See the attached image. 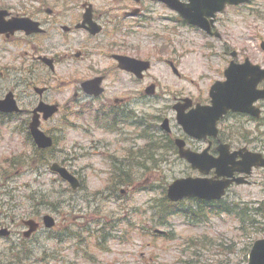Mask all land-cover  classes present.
Returning a JSON list of instances; mask_svg holds the SVG:
<instances>
[{
	"label": "rangeland",
	"instance_id": "obj_1",
	"mask_svg": "<svg viewBox=\"0 0 264 264\" xmlns=\"http://www.w3.org/2000/svg\"><path fill=\"white\" fill-rule=\"evenodd\" d=\"M85 1L96 5L108 0ZM7 2L24 9L25 4L40 0H0ZM167 14V10L156 6L146 9V18L123 24L121 29L118 25L114 28L113 23L108 27L115 37L126 38L121 45H128L130 54L151 61L140 84L114 72L106 54L112 49L108 48L112 40L99 49L101 55H96L103 64L97 69L108 74L107 96L116 79L122 85L128 84L134 95L151 82L156 86L153 96L141 103L140 99L133 100L134 112L143 126H124L119 133L114 132L115 126L108 128L109 122L95 108L81 117L65 107L77 81L91 74V69L81 71L79 61L69 64L70 59H66L50 73L32 58L40 53V40L20 35L13 40L16 44L0 40V95L10 89L18 91L21 107L30 110L39 101L33 87L47 86L44 100L61 104L56 114L41 122V128L55 139L43 165L28 164L32 152L26 132L30 115L27 114V122L24 114L22 118L0 123V227L7 226L12 232L9 237H0V264L9 255L11 245L23 244L31 250L20 264L247 263L254 241L264 237V169L253 171L249 184L235 185L229 190L224 206L230 207V212L199 213L197 201L185 198L176 202L180 204L179 212L163 219L158 210L166 198L172 201L166 193L168 185L176 178L195 176L197 171L159 138L165 132L150 127H159L162 119L168 117L172 134H179L172 109L175 98L207 99L211 83L222 77L229 61L224 50H236L241 56L260 54L264 0H253L252 6L227 8L220 13L221 38L205 35L182 21H169ZM53 43L55 49L64 47L61 39ZM1 47L12 51L4 52ZM72 47L77 49L78 45ZM166 60L174 62L179 76ZM27 70L32 71L31 76ZM28 78L32 84L16 87L17 81ZM247 133L246 130L244 135ZM242 141L264 146V133ZM17 155L24 156L27 164L23 160L11 168L9 161ZM52 161L75 173L82 181L81 187L72 190L53 173L48 167ZM119 168L125 172L118 173ZM112 174L116 175V184L110 182ZM245 207L251 222L247 221L244 228L237 217L245 215ZM45 214L54 220L50 229L43 223ZM24 218L39 223L30 238H24L21 232ZM102 225L104 236L95 231Z\"/></svg>",
	"mask_w": 264,
	"mask_h": 264
},
{
	"label": "flooded vegetation",
	"instance_id": "obj_2",
	"mask_svg": "<svg viewBox=\"0 0 264 264\" xmlns=\"http://www.w3.org/2000/svg\"><path fill=\"white\" fill-rule=\"evenodd\" d=\"M44 1L46 3H44ZM76 1L77 2H74V0H40L39 3H31V5L25 4L24 6L26 7L24 9H18L20 6L19 4L16 5V3H0V10L6 12L3 17L5 20L13 17H28L37 22L36 28L39 29L32 32L16 30L14 34L9 36L0 34V40L15 43L14 41H16L17 35L40 40V53L35 54L36 48H34L33 54L35 55H32V58L36 63H39L41 67L47 68L50 73L55 71V65H61L66 59H70L68 62L69 64H76V62L79 61V69L81 71L91 69V74L87 75L84 79L77 81V86L73 89L71 100H67L65 107L68 110H77L84 116L88 112L87 109L95 104V112H97L101 118L106 120V122H114L117 124L119 129H116L114 132H122V127L128 126V122L131 120L134 99L131 97L132 95L129 88H127L128 84L122 85L118 79L114 80L113 84H110L112 87L109 92L111 91L112 93L108 94V96L106 95L107 89L105 87V80L107 79L108 74L102 71V69H97V67H103V64L100 63V59L96 55H101L102 53L99 49L108 46V42L112 40L111 45L109 44L108 46L109 49L110 46L112 49L109 52H106V54L107 58L112 62L111 65L113 66L114 72L118 75H124L125 77L132 79V73L120 68L119 62L117 61V56H133V54H130L128 51V45H121L126 38L115 37L108 27L113 23L114 28L116 27L115 25H118L117 28L121 29L123 24L127 26L129 23H133L134 18H141L142 16L146 18V9H153L156 6L161 10H167L169 12L172 10L164 3L152 0H140L138 2H135L134 0H108L107 2L95 3L96 5H93L91 2H84V0L81 2H79V0ZM134 2L135 6L133 5ZM250 2L253 3V0ZM249 5L252 6V4ZM242 6H244V4L236 6L231 5L227 6L226 9H238ZM167 20L176 22L180 21V18L178 14L173 12L171 15H168ZM222 23L223 22L218 14L214 18L213 30H218L221 34L222 29L220 27L222 26ZM93 31H96V33ZM60 39L63 40L62 45L64 47L60 50L55 49L53 41L60 42ZM262 40L264 39H261V41ZM117 42H120V44ZM69 43L71 46L68 45ZM72 44H77L78 48L74 49ZM1 49L4 52L12 51L6 47H1ZM259 53L260 54L257 57H254L252 53H247L241 56L237 51L232 53L231 51L228 52L224 50L223 54L229 56V61L225 67L228 66L231 61L236 64H242L248 60L250 65H258L263 69L264 50ZM50 59L52 60L54 69H50L45 63ZM14 70H16V68H14ZM28 72L30 73L32 71L29 70ZM29 73L28 75L31 76L32 74ZM71 75L73 76V74ZM98 76L102 78L101 84L103 85L104 90L99 96L94 97L82 90L81 83ZM28 79V81H17L16 87L20 84H24L25 87L32 84L30 78ZM253 79L254 74H248L247 80L252 81ZM253 81L255 82L256 89L264 90V77L254 79ZM42 87H45V89L41 94L37 93L39 95L38 102H47L43 98L47 86ZM34 88L35 86L33 89ZM10 90L14 92L16 101L21 107L18 100V91ZM138 93V96H141L140 102H142V99L146 98V96L143 92ZM2 97L3 96L0 95V98ZM205 102H210V98L209 101ZM56 103L60 109L61 104L58 102ZM254 104L258 107L259 114L257 116L242 112L228 111L220 120H218L217 133L215 136L207 135L203 139H193L185 135H181L180 137L185 139L186 146L190 149L205 150L209 156H217L220 151L219 149L222 151L225 149L228 154L250 151L260 152L264 156V146H260V144L254 146L250 142L242 141L248 137L251 139L259 138L260 135L264 133V98L257 99ZM21 109V113L16 114V117H19L20 115L22 118L24 114H26V118H28V115L31 116L32 109L26 110L24 107H21ZM38 114L40 113L38 112ZM246 130L248 133L247 135H244ZM239 140L241 144H239ZM238 157H241V155L238 154ZM214 173V169H212L209 171L208 176L214 177Z\"/></svg>",
	"mask_w": 264,
	"mask_h": 264
},
{
	"label": "water",
	"instance_id": "obj_3",
	"mask_svg": "<svg viewBox=\"0 0 264 264\" xmlns=\"http://www.w3.org/2000/svg\"><path fill=\"white\" fill-rule=\"evenodd\" d=\"M165 1L172 8L177 9L184 20L190 24L197 25L207 31H210V25L207 20V16L214 15L218 10H222L226 3H239L247 0H190V2L185 3L180 0H162ZM12 24L4 27L5 25L0 21V31L5 29L13 30L15 28H22L28 32L39 30L36 28L37 23L33 22L27 18H19L11 20ZM147 66V65H146ZM176 71V69L174 68ZM246 70L244 66H236L231 64L226 70L225 75L227 80L225 82H216L212 86L211 94L213 97L212 105L210 106H200L190 110L189 112H184V108L190 105V99H185V103L182 106L175 105L178 110L177 119L184 126L185 130L192 136L195 137H205L206 134L210 132L215 133L214 124L216 119L222 115L228 108L233 110H243L244 102L246 99H242L241 93L243 89L246 91L249 87V82L245 80L246 74L254 73V79L264 77V71L258 69ZM253 79V80H254ZM252 80L251 85L254 86L255 82ZM84 89L86 88L89 92H98L95 84L87 81L83 83ZM152 90V88H149ZM36 90L41 93L43 88H36ZM256 95L264 96V92L257 93ZM1 110H16V105L13 104L10 99V94H7L5 100H0ZM56 107L54 105H48L40 102L35 108L34 112L43 111L44 118L50 116ZM36 114V113H35ZM38 114L33 116L32 121L29 124L31 135L34 138L35 143L38 147H48L52 144V139L42 132L38 126L39 121L37 118ZM163 126L168 129V120L163 121ZM177 144L180 148V156L187 159L194 168H198L202 173H207L208 166L216 167L217 176L229 175L231 172V167L229 166V159L226 155L221 154L219 158H209L203 153H194L190 150L184 149V142L182 140H177ZM244 165L243 162H241ZM52 171L58 172L59 175L66 179L72 186V188H77L79 186L78 179L71 174L65 167L60 166L58 163H53L50 166ZM240 171L249 172L243 166L238 167ZM238 181H242L239 179ZM229 184L228 179L212 180L205 177H186L175 179L168 186L167 196L171 200H178L187 196H195L204 199H216L219 198L224 188ZM44 224L50 227L54 220L51 216L45 215L43 217ZM25 224L29 226V229L24 232V235L28 236L32 231H34L38 224L32 220H26ZM9 230L7 228L0 229V235H8ZM247 264H264V238L255 240L252 248L248 255Z\"/></svg>",
	"mask_w": 264,
	"mask_h": 264
},
{
	"label": "trees",
	"instance_id": "obj_4",
	"mask_svg": "<svg viewBox=\"0 0 264 264\" xmlns=\"http://www.w3.org/2000/svg\"><path fill=\"white\" fill-rule=\"evenodd\" d=\"M3 116H5V115L0 114V123L4 122V120H2ZM50 150L51 149H39V148H36L35 146H33V153L31 155H29L28 158L31 159V162L40 163V164L43 165L45 162L48 161V155H49L48 152ZM25 158H27V157H25ZM23 160H24V156L17 155L16 159L13 158L11 163H9V166L12 168V167L16 166V164L22 163ZM113 183L116 184L115 180L113 181ZM164 200H165V198H164ZM179 206H180L179 203H171V202H169L166 199L164 201V203L161 205L160 209L158 210V213L160 214V216L163 219H166V217L168 215H172L174 213L179 212V210H181V209H178V208H180ZM225 210L226 211L230 210V208L226 207ZM244 212H245V215L241 216V217H238V218L242 221V227L244 226V228H245V223L247 221L251 222V220L249 219V216H248V214H247L245 209H244ZM102 236H104V235H102ZM8 252H9V255L6 257L4 262H1V264H20L24 259L29 257V252L30 251H21V250H19V251L16 252V249H13V248L10 247ZM22 253L24 255H22Z\"/></svg>",
	"mask_w": 264,
	"mask_h": 264
}]
</instances>
